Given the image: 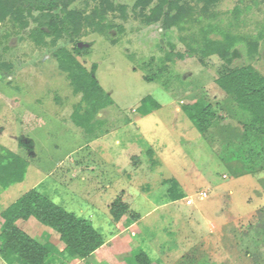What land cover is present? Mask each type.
<instances>
[{
	"label": "rangeland",
	"instance_id": "1",
	"mask_svg": "<svg viewBox=\"0 0 264 264\" xmlns=\"http://www.w3.org/2000/svg\"><path fill=\"white\" fill-rule=\"evenodd\" d=\"M106 1L115 9L105 15L104 33L85 27L54 46L30 39L31 19L25 29L0 23V152L28 164L22 182L0 184V215L37 188L105 238L88 258L69 257L52 229L34 218L18 221L57 249L46 264H264V137L217 86L223 60L201 55L206 36L230 34L242 39L230 68L250 65L264 77V0H184L190 15L171 28L147 22L157 1L141 10L136 0H77L69 9L91 16ZM248 41L258 44L253 56ZM80 42L87 51L79 62L96 66L112 99L84 127L73 122L82 96L53 56ZM147 97L160 109L143 115ZM197 101L215 112L205 134L185 110ZM173 180L184 194L177 201Z\"/></svg>",
	"mask_w": 264,
	"mask_h": 264
},
{
	"label": "trees",
	"instance_id": "2",
	"mask_svg": "<svg viewBox=\"0 0 264 264\" xmlns=\"http://www.w3.org/2000/svg\"><path fill=\"white\" fill-rule=\"evenodd\" d=\"M76 1L0 0V23L11 19L21 29H25L29 27L31 19L37 27L29 36L39 47L47 45L48 39L54 46L65 36L79 37L85 27L104 33L105 15L108 11L114 10V6L106 1L104 9L96 10L91 16H84L69 9ZM156 1L158 4L146 18L150 24L162 21L165 28H171L185 22L190 15V9L181 4L184 0H136L135 8L144 10ZM120 9L124 15L125 8ZM57 10L59 13H56ZM34 13H38V16L34 17ZM218 31L213 29V33ZM241 42L242 39L230 34H224L223 41H213L206 36L201 55L204 58L216 55L223 60L227 70L216 80L217 86L232 98L241 110L250 113L252 121L249 128L256 136L264 137V77L250 65L230 68L233 61L241 56L240 49H237ZM245 43L248 56L257 53L256 42ZM83 51L87 49L82 50L75 46L73 52L63 48L53 55L59 68L67 74L73 92L82 96V105L73 115V122L79 127H84L96 114L112 103L111 97L95 78L96 66L89 71L79 62L77 57L81 56ZM176 58L184 60L185 55L177 54ZM158 109L160 105L152 97H147L143 100L140 112L148 115L152 110ZM185 110L201 134L210 129L215 115L211 105L197 101ZM244 143L247 144V140ZM244 143L241 146H245ZM27 168V162L19 155L11 151H1V186L6 189L22 182ZM172 183L170 199L177 201L184 198L183 192L178 189L177 181L173 180ZM30 218L59 234L64 245L62 251L69 257L88 258L105 244L104 236L89 220L65 210L54 203L47 194L35 188L20 197L0 215V258L5 264H46L57 250L51 244L39 243L17 226L18 221Z\"/></svg>",
	"mask_w": 264,
	"mask_h": 264
},
{
	"label": "water",
	"instance_id": "3",
	"mask_svg": "<svg viewBox=\"0 0 264 264\" xmlns=\"http://www.w3.org/2000/svg\"><path fill=\"white\" fill-rule=\"evenodd\" d=\"M76 47L78 48V49H82V48H84V47H87V45L86 44H84V43H78L77 45H76Z\"/></svg>",
	"mask_w": 264,
	"mask_h": 264
},
{
	"label": "built area",
	"instance_id": "4",
	"mask_svg": "<svg viewBox=\"0 0 264 264\" xmlns=\"http://www.w3.org/2000/svg\"><path fill=\"white\" fill-rule=\"evenodd\" d=\"M188 204H191V201H188Z\"/></svg>",
	"mask_w": 264,
	"mask_h": 264
}]
</instances>
